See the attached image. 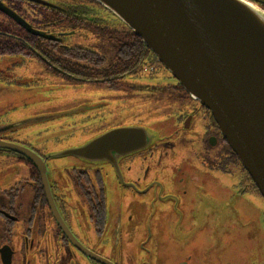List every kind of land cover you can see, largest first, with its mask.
Returning a JSON list of instances; mask_svg holds the SVG:
<instances>
[{
  "label": "flooded vegetation",
  "instance_id": "1",
  "mask_svg": "<svg viewBox=\"0 0 264 264\" xmlns=\"http://www.w3.org/2000/svg\"><path fill=\"white\" fill-rule=\"evenodd\" d=\"M246 1L264 12V0ZM17 2L0 0L9 12L20 17ZM17 27L20 26L16 21L0 11V38L7 37L12 45L19 42L27 46L28 41L17 37ZM20 28L43 42L63 48L74 46L65 44L64 38L79 31L31 27L51 37L48 39ZM50 56L10 53L0 54V59L33 57L45 71L65 81L101 84L113 91L119 90L116 89L118 82L126 84L127 80L135 78L137 85L131 86L135 89L144 85L140 80L149 79L138 70L92 72V68L82 71L79 77L75 70L56 69ZM159 72L165 74L150 78L164 79L165 93L175 97V104L179 106L173 121L143 150L113 157L112 161L92 163L73 156H55L53 149L38 145L42 141L39 134H26L17 141L16 133L3 134L0 129V142L30 150L42 164L38 168L23 154L0 147V264H140L124 254L129 247L132 252L136 246L138 252L152 250L155 254L160 250L154 248L161 247L150 246L151 229L146 228L145 234L148 248L137 239L144 238L140 233L144 221L139 222L136 214V210L143 207L145 223L158 231L156 239L159 238L163 249L166 243L175 248L168 264H239L236 259L240 260L237 247L240 235L236 230L243 223L254 236L257 214L262 218L264 229V199L222 138L210 112L193 100L168 71L163 69L155 74ZM99 106L102 103L96 104ZM93 107L80 106L78 110L83 112ZM108 116L113 117L112 112H108ZM73 117L66 119L71 122ZM70 122L66 121L65 127L61 125L59 129L75 128ZM118 127H124L123 123L112 122L100 131L95 130L92 138ZM7 130L13 131L14 127ZM71 138L73 134L65 137ZM182 141L193 142L194 147L189 145L188 150L194 155L190 164L199 171L180 168L186 163L182 158L169 159V150ZM66 157L91 167H67L59 161ZM243 206L249 208L245 221H241ZM160 209H165L164 216L159 215ZM163 226L166 233L162 236ZM258 230L260 251L257 257L262 260L264 232L259 227ZM229 243L238 251L232 252ZM250 255L254 256V252ZM230 256L235 263H229Z\"/></svg>",
  "mask_w": 264,
  "mask_h": 264
},
{
  "label": "water",
  "instance_id": "2",
  "mask_svg": "<svg viewBox=\"0 0 264 264\" xmlns=\"http://www.w3.org/2000/svg\"><path fill=\"white\" fill-rule=\"evenodd\" d=\"M27 1L56 7L43 0ZM93 1L136 35L183 90L210 112L264 199V12L245 0ZM0 11L30 34L51 39L2 4ZM154 138L141 126L118 127L55 156L108 162L145 149ZM0 147L42 167L24 147L8 142H0Z\"/></svg>",
  "mask_w": 264,
  "mask_h": 264
},
{
  "label": "rangeland",
  "instance_id": "3",
  "mask_svg": "<svg viewBox=\"0 0 264 264\" xmlns=\"http://www.w3.org/2000/svg\"><path fill=\"white\" fill-rule=\"evenodd\" d=\"M43 1L50 3L58 0ZM116 27L121 30L122 26L118 22ZM64 42L68 45L87 48L101 54L105 58L103 67H107L113 61L114 43L107 40L98 31L92 30V27L79 30L76 34L65 37ZM10 64H13L12 67L7 69ZM163 69L156 62L151 65H144L138 71H141L145 77L149 78L139 81L140 84L143 81L145 86L141 85L139 88L131 89V86L137 85L134 78L127 80L126 84L122 82L116 83V89L119 88V90L113 91L101 84L65 81L62 77L45 71L33 57H6V59H0L1 132L3 134L16 133L15 140L17 141L26 134L30 136L39 134L42 141L38 145L44 149H53L54 155L63 150L79 146L82 141L91 139L95 130L100 131L104 126L106 127L112 122H121L124 126H141L156 137L160 134L159 132L165 130L164 126L167 123L173 121L174 112L179 106L175 104L177 102L175 97H170L169 94L165 93L163 88L165 86L164 79L150 78L152 76L155 77V75L156 77L163 76L164 72L155 74L156 71ZM148 72L152 73L148 74ZM153 83L154 85H152ZM100 103H102V106L96 107V104ZM89 105L94 106L92 110L83 112L78 110L80 106ZM108 112H112L113 117L108 116ZM63 113L77 114L64 115ZM116 113L118 114L114 116ZM70 116H75L71 122L66 119ZM66 121L76 127L71 130H60L59 127L61 125L65 127L66 124L64 123ZM133 121H138L139 123ZM8 127H14V130H7ZM69 134H73V138L70 140L65 139L66 135ZM189 145L193 146V142L182 141L181 143H175L173 150L172 148L170 149L171 151L169 150V159L182 158V162L186 161V163L181 165L180 168H191L199 171L190 164V161L194 159V155L192 156L191 152L188 151ZM59 161L66 164L67 167L74 166L89 169L88 166H90L78 163L77 159L71 157L59 159ZM202 175L207 176V174ZM206 176L204 178H207ZM111 205L114 206L113 203ZM143 209L144 207L136 210L137 216L139 215L138 221L141 222V219L144 221L143 227L140 228V233L145 238L147 235L146 228L151 229L152 238H150L149 244L153 248L161 245L159 249L154 248L160 251H157L156 254L152 250L138 252L135 246L134 252H132V247H129L124 254L130 260L140 264H168L175 253V248H170L169 243H166L165 240L167 247L163 249L159 238L156 239L159 236L158 231H155L152 225L145 223L146 218ZM248 210V207H241V221H245L244 215L248 216L246 214ZM159 215L164 216L165 209H160ZM251 218L254 219L253 216ZM254 220L256 226L254 236H252L250 231H247V225H242L239 230H236L240 235V242L237 243L240 260L239 258L236 259L239 264H262L264 262V257L262 260L257 257L260 251L258 227L261 232H264L262 218L257 214ZM160 221L161 218L158 219V222ZM161 230L163 236L166 233V229L163 226ZM144 238L137 237L148 248V238ZM229 245L232 252L238 251L237 247L234 248L231 243ZM251 252H254V256L250 255ZM228 261L229 263H235L232 256L229 257Z\"/></svg>",
  "mask_w": 264,
  "mask_h": 264
},
{
  "label": "trees",
  "instance_id": "4",
  "mask_svg": "<svg viewBox=\"0 0 264 264\" xmlns=\"http://www.w3.org/2000/svg\"><path fill=\"white\" fill-rule=\"evenodd\" d=\"M50 3L56 7L51 8L18 0L16 9L18 15L36 30L44 28L59 30L64 28L75 33L77 30L92 27V30L98 31L107 40L114 43L113 61L107 67H103L105 58L93 50L78 46L56 47L52 42H43L41 39L29 35L20 27H17V37L28 41L27 46L19 42L12 45L7 37H1V55L27 53L29 56L38 55L45 58L47 54H50L56 69L75 70L78 72L79 77L82 71L83 73L89 71L90 67L92 72L110 69L131 73L142 69L144 65H151L156 62L163 69L157 58L143 45L141 40L113 14L95 1L58 0ZM118 22L122 26L121 30L116 27ZM45 47L50 48L52 51H46Z\"/></svg>",
  "mask_w": 264,
  "mask_h": 264
}]
</instances>
